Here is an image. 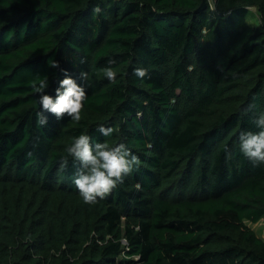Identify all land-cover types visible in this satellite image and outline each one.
I'll list each match as a JSON object with an SVG mask.
<instances>
[{
    "label": "trees",
    "instance_id": "trees-1",
    "mask_svg": "<svg viewBox=\"0 0 264 264\" xmlns=\"http://www.w3.org/2000/svg\"><path fill=\"white\" fill-rule=\"evenodd\" d=\"M63 69L90 73L81 120L38 127L29 81L47 74L54 95ZM258 110L264 0H0V264H264L246 224L264 217V165L237 141ZM82 132L141 161L94 204L72 183L78 163L59 167Z\"/></svg>",
    "mask_w": 264,
    "mask_h": 264
},
{
    "label": "clouds",
    "instance_id": "clouds-1",
    "mask_svg": "<svg viewBox=\"0 0 264 264\" xmlns=\"http://www.w3.org/2000/svg\"><path fill=\"white\" fill-rule=\"evenodd\" d=\"M102 9L97 4L93 8L94 14H100ZM80 63H85L83 58ZM107 66L102 69L103 76L111 83H115L118 77L112 65L117 63L115 56L107 59ZM51 68L59 67L58 61H52ZM64 76L58 79V85L54 95L46 90L50 86L47 74H37L29 81L31 90L35 94L39 110L35 112L38 127L48 125V115L54 114L59 120L67 115L73 122L81 120L82 109L88 99L85 83L90 79L88 71L81 70L77 76H72L67 69L62 70ZM132 73L139 80L148 76L145 67H134ZM253 106L241 108V113L247 115ZM252 123L256 130L241 129L238 133V149L240 154L253 165H264V110H258L252 117ZM97 131L104 137H111L116 129L110 125L100 124ZM227 155H231L229 146H225ZM66 157L59 161V167L64 169L68 166L70 157L78 167L73 176L72 183L78 195L85 204H94L105 199L118 185L122 184L140 164L138 155L132 152L123 140L113 144L94 141L91 135L82 132L74 136L66 147ZM28 155H31L29 153Z\"/></svg>",
    "mask_w": 264,
    "mask_h": 264
},
{
    "label": "rangeland",
    "instance_id": "rangeland-1",
    "mask_svg": "<svg viewBox=\"0 0 264 264\" xmlns=\"http://www.w3.org/2000/svg\"><path fill=\"white\" fill-rule=\"evenodd\" d=\"M260 21L259 13L255 7H250L247 16V22L251 25H257ZM246 224L251 227L258 236L264 239V217L261 218L259 221L252 223L246 221Z\"/></svg>",
    "mask_w": 264,
    "mask_h": 264
}]
</instances>
